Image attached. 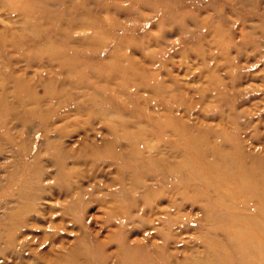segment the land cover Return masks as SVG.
Returning <instances> with one entry per match:
<instances>
[{
	"label": "rangeland",
	"instance_id": "1",
	"mask_svg": "<svg viewBox=\"0 0 264 264\" xmlns=\"http://www.w3.org/2000/svg\"><path fill=\"white\" fill-rule=\"evenodd\" d=\"M0 264H264V0H0Z\"/></svg>",
	"mask_w": 264,
	"mask_h": 264
},
{
	"label": "bare ground",
	"instance_id": "2",
	"mask_svg": "<svg viewBox=\"0 0 264 264\" xmlns=\"http://www.w3.org/2000/svg\"><path fill=\"white\" fill-rule=\"evenodd\" d=\"M200 153V152H199ZM209 155L210 156H212L211 155V153H209ZM199 157V156H198ZM206 156L205 155H202L201 156V158H205ZM200 158V157H199ZM220 160V159H219ZM227 164V163H226ZM228 165V164H227ZM223 167L225 168L226 167V165H223ZM229 168V167H228ZM223 170H225V169H223ZM226 173V172H225ZM208 174H210V172H208ZM220 182V181H219ZM235 208V207H234ZM235 218L237 217V218H242V216L243 215H241V217H239L240 215H237V214H232ZM243 238V237H242ZM247 238V237H246ZM135 242V241H134ZM249 242H250V244L252 243L250 240H249ZM248 242V243H249ZM255 242V241H254ZM139 243V242H138ZM255 243H257V242H255ZM252 245H254V244H252ZM252 245L251 246H247V252L249 251L250 253H252V254H254L255 256H258L259 255V251L260 250H258V247H257V249H256V245H254V248L252 247ZM258 245V244H257ZM72 254H75V251L73 250L72 251ZM178 254V253H177ZM260 256V255H259ZM162 263H164V261H162Z\"/></svg>",
	"mask_w": 264,
	"mask_h": 264
}]
</instances>
